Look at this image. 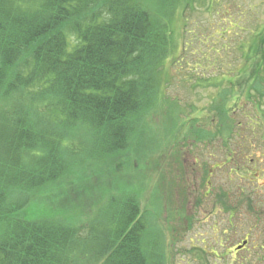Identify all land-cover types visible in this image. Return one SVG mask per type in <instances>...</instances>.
Instances as JSON below:
<instances>
[{
  "label": "trees",
  "instance_id": "1",
  "mask_svg": "<svg viewBox=\"0 0 264 264\" xmlns=\"http://www.w3.org/2000/svg\"><path fill=\"white\" fill-rule=\"evenodd\" d=\"M167 7L165 0H0V264L170 263L165 246L167 237L169 245L175 241L172 218L185 224L193 219L175 205L168 230L158 229L165 242L157 248L150 239L153 226L141 212L131 157L146 135L140 130L153 116L167 114L160 125L166 136L161 153L176 146L177 137L211 144L213 135L224 147L230 137L220 124L212 134L194 128L177 136L197 116L187 120L178 98L166 94L164 63L176 38ZM233 24L214 33L223 38ZM245 31L247 40L235 46L242 66L234 72L233 64H220L194 83L215 90L210 108L226 129L242 123L226 110L236 78H248L239 83H246L240 114H246L244 102L256 111L264 98V21ZM208 49L219 59L227 45ZM244 127L262 130L259 115ZM144 148L135 150L137 157ZM232 153L227 149L224 163L236 156L244 168L250 161ZM219 167H205L206 191L210 170ZM181 188L183 205L188 198ZM226 238L222 254L248 244L237 249L242 241L225 245ZM241 259L232 261L252 264Z\"/></svg>",
  "mask_w": 264,
  "mask_h": 264
},
{
  "label": "rangeland",
  "instance_id": "2",
  "mask_svg": "<svg viewBox=\"0 0 264 264\" xmlns=\"http://www.w3.org/2000/svg\"><path fill=\"white\" fill-rule=\"evenodd\" d=\"M165 1L168 6L167 13L173 11V19H170L176 36L173 49L164 63V70L169 72L170 77L166 94L174 100V97L178 98V104L187 113V120L191 116H197L196 120L190 121L183 117L182 121L186 123L182 124L177 136L182 135L185 129H190L191 133L194 128L211 130L212 134L215 125L220 124L230 138H226L225 148L224 142L213 135L211 144H191L176 136V146L174 143L170 147H164L165 152L161 153L160 148L165 145L166 136L163 131L165 129L160 125L165 114L153 116V120L148 121L149 124L140 130L146 135L142 139L143 143L139 145H147L148 148H144L142 157H137L139 145L132 147L131 157L136 162L134 182L140 194L141 212L146 214L153 226L150 227V239L157 248L162 241L165 242L158 229L165 233L169 227V213L172 211L174 214L175 205L180 209L183 206L186 214L193 220L185 224L172 218L171 224L176 229L173 230L175 241L169 245L170 239L166 238V262L171 260L169 264H235L233 261H241L242 257H246L252 264H264V140L261 139V134L264 135V98L258 103L256 111L253 109L255 104L250 106L248 102H244L242 109L246 110V114H240L241 110L237 106L245 94L243 91L246 83H239L247 82L248 78H236L233 87L235 96L229 91V107L226 110L227 113H232L236 123H242L239 122V126L233 129H226L223 128L226 122L219 121V116L210 108L212 100L218 98L215 90L211 86L194 84L198 83L197 76L211 75L213 67L220 64H233L234 72L242 66L241 52L235 46L247 40L249 33L246 29H254L264 21V0H193L189 7L185 6L188 0ZM233 23H237L236 28L231 32L221 33L223 38L214 33L219 28L228 30ZM222 44H226L227 49L219 52L222 57L218 59L215 52H211L208 47L220 48L224 46ZM219 104L221 103L218 101L214 106L218 108ZM256 113L263 128L250 131L244 127V123ZM227 149L228 154L230 151L237 156L244 153L251 160L245 162L244 168H241L240 162L234 156L236 159L233 162L238 168L231 171L235 168L233 162L224 163ZM213 165L220 167L211 171ZM205 167L212 172L209 178L211 189L208 191L201 182ZM182 186L185 187L188 198L183 205L179 201ZM219 197L226 208L222 207ZM227 208H231L232 214ZM246 236V248L237 253L233 250L229 254L221 253L224 237L229 238H226L225 245H234ZM217 240H221L222 245ZM202 247L207 252L206 255H199L203 252Z\"/></svg>",
  "mask_w": 264,
  "mask_h": 264
},
{
  "label": "water",
  "instance_id": "3",
  "mask_svg": "<svg viewBox=\"0 0 264 264\" xmlns=\"http://www.w3.org/2000/svg\"><path fill=\"white\" fill-rule=\"evenodd\" d=\"M243 243H245V241H243ZM239 247V246H238Z\"/></svg>",
  "mask_w": 264,
  "mask_h": 264
}]
</instances>
